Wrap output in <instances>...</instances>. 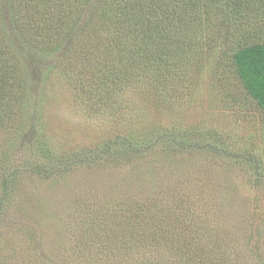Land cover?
<instances>
[{
	"label": "rangeland",
	"instance_id": "rangeland-1",
	"mask_svg": "<svg viewBox=\"0 0 264 264\" xmlns=\"http://www.w3.org/2000/svg\"><path fill=\"white\" fill-rule=\"evenodd\" d=\"M110 1L30 45L37 23L2 10L26 86L0 123V264H182L191 238L264 264V108L232 59L264 41V8L218 16L200 45L184 30L175 54L107 36Z\"/></svg>",
	"mask_w": 264,
	"mask_h": 264
},
{
	"label": "trees",
	"instance_id": "trees-1",
	"mask_svg": "<svg viewBox=\"0 0 264 264\" xmlns=\"http://www.w3.org/2000/svg\"><path fill=\"white\" fill-rule=\"evenodd\" d=\"M254 2H258V8H264V0H253ZM88 3L89 0H0V123L6 117H12L14 114V111L10 110L12 104L20 101V93L26 86V76L23 75L25 66L20 61L21 54L16 49L14 41L9 36L5 38L8 32L2 10L5 8L11 14L12 24L19 31L25 28L26 21L33 20L37 23L23 33L29 43L35 38L33 35L40 31L44 39L49 41L54 40L57 34L65 35L61 33L67 27L73 28L74 15L79 11L80 14L83 13ZM251 3L250 0H111L101 19L102 29L112 38L125 33L138 48L152 41L164 42L166 45L163 47L168 44L177 54L179 50L171 45L183 46L179 40L184 30L190 31V45L194 43L200 45L201 36L199 37L197 33L202 32L201 29L208 31L210 27L213 28L215 23H219V20L215 19L218 16L221 21L227 17L228 20L238 19L243 23L246 10L250 8ZM74 7L76 11L73 10ZM215 10L217 13H213ZM213 14H216L214 18ZM40 21L41 24L38 23ZM78 22L79 20L76 23ZM36 28L33 35L27 33ZM232 59L241 82L256 102L264 108V41L240 46ZM196 242L192 238L183 242V249L177 250L179 256L173 259L175 263L244 264L241 262L242 257L238 255L234 257V263L223 254H211L210 260L211 258L203 254V251L200 252V246ZM168 244L173 246L176 243Z\"/></svg>",
	"mask_w": 264,
	"mask_h": 264
}]
</instances>
